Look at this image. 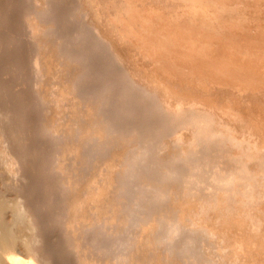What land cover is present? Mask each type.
Listing matches in <instances>:
<instances>
[{
	"label": "bare ground",
	"instance_id": "obj_1",
	"mask_svg": "<svg viewBox=\"0 0 264 264\" xmlns=\"http://www.w3.org/2000/svg\"><path fill=\"white\" fill-rule=\"evenodd\" d=\"M15 23L48 115L0 107V264H264V0H0Z\"/></svg>",
	"mask_w": 264,
	"mask_h": 264
},
{
	"label": "rangeland",
	"instance_id": "obj_2",
	"mask_svg": "<svg viewBox=\"0 0 264 264\" xmlns=\"http://www.w3.org/2000/svg\"><path fill=\"white\" fill-rule=\"evenodd\" d=\"M59 7L63 8V4L61 3ZM10 26H11V28H9L8 30H5L4 27L0 29V36L2 38V42L0 43V50L2 51V55H1V59H0V65L2 67L8 60H10L11 61L10 66H12V68L9 71H7V76H6L7 79L6 80H8V79L9 80L6 81L5 78L0 79V84H1L0 85V107L1 108L7 107L8 109H10L12 114L14 115V117H16V119L19 120V121H17L19 123L18 126H20L22 129H30V130H35V131L39 132L42 129L43 123H45L43 121H45L44 119L46 118V115H48V114H46V112H47L46 110L43 111V109H40L39 106H37V97L32 91V88H33L32 87V84H33L32 83V68H31V64H30L32 53H33L32 47L28 43L27 34H23L22 32L18 31V27H17L18 24L17 23H15V25H13V26L10 24ZM71 36L72 35L69 34V35L65 36L63 38V40H68L69 37H71ZM20 55H25V59H24L25 61L23 63L20 62L19 58H17V57H20ZM4 56H6V57L4 58ZM2 57L4 59H2ZM2 75H3V73L1 74V76ZM49 80L52 81L51 79H49ZM50 81H49V83H52ZM39 142H42L40 148H35L32 151L33 152L35 151L36 155H39V151H41V148H44L43 149L44 153H42L43 155L41 156L40 160H41V163H43V164L45 163L44 165L48 167V166H50L52 160L54 159L53 157H55L57 150L48 149L44 145L46 142H48L47 139H41V140H39ZM46 145H48V144L46 143ZM43 146H45V147H43ZM45 148H47V149H45ZM89 170H92V169H89ZM47 180L50 182H53L55 179H54V177L52 178V177L48 176ZM204 186L206 187L207 184H205ZM206 191H208V190L206 189ZM213 191H217V190L214 189ZM58 215H55V218L57 217L58 219L57 218L56 219L60 220V221L56 224L55 229H53V231H52V233L55 235V236H53L55 240L59 236L56 241L53 239L55 244L57 241H59V242L61 240L63 241V239H62L63 234L61 232L63 222H62V219H60L61 218L60 215L59 216ZM60 222L62 224L61 226H59ZM56 235H57V237H56ZM59 242H57L56 246H58L61 243V242L60 243ZM82 244L83 245H82L80 251H82V249H84L85 251L83 250L82 253L87 252L84 255H88L89 259H92L93 257H95V258L97 257L95 260L98 259L99 264H111V263L114 264L116 262L115 256L118 255V251L114 250L113 251L114 254H113V252H111L112 254L111 253H99V252L96 253V251H89L87 249V247H86L87 245L85 244V241ZM88 251H89V253H88ZM74 253H76V251L74 252V250L73 251L71 250V252H70V250H68L66 253H64L62 255V257H64V260H67V261H65V264H79V260H78L79 258H75L76 255ZM78 253H81V252H78ZM94 254L95 255L97 254V256H93ZM70 255H72V256H70ZM111 255L112 256L115 255V256L112 257ZM99 256H101V257L99 258ZM56 259L58 261H60V264H64V262H61V260L64 261L63 258H61V260H59L60 258H56ZM113 261H114V263H113Z\"/></svg>",
	"mask_w": 264,
	"mask_h": 264
}]
</instances>
